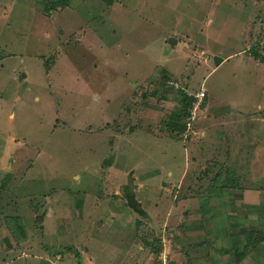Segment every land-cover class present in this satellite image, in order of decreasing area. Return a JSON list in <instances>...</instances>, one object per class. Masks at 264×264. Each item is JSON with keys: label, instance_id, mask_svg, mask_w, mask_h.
<instances>
[{"label": "rangeland", "instance_id": "rangeland-1", "mask_svg": "<svg viewBox=\"0 0 264 264\" xmlns=\"http://www.w3.org/2000/svg\"><path fill=\"white\" fill-rule=\"evenodd\" d=\"M62 1L0 0V264H264V0Z\"/></svg>", "mask_w": 264, "mask_h": 264}, {"label": "trees", "instance_id": "trees-1", "mask_svg": "<svg viewBox=\"0 0 264 264\" xmlns=\"http://www.w3.org/2000/svg\"><path fill=\"white\" fill-rule=\"evenodd\" d=\"M65 3V1H62V0H47V2H45L43 5H44V9L45 11H52V10H55L57 6H60L61 4ZM168 78V77H167ZM169 80L170 79H167L166 80V83L169 85ZM171 82V86L175 87L176 86V83L177 82H173V81H170ZM179 84L178 86H176L175 88H178V92H179V95H180V99H181V105H180V110L182 112V115L181 117H183L184 119H187L188 117H190L192 115V110L194 108V105L197 101V97L194 95V94H190L188 93V91L184 90L183 88H179ZM204 106L205 105V102H202L200 101V104L199 106ZM199 106L197 107V109L199 108ZM186 127V123H184L180 128H178L176 125H174V123L171 121L169 122V125H168V128H170L171 131H176V130H184ZM131 183L130 185H126L124 187L125 191H127L129 188H131ZM130 191V189L128 190ZM126 197L128 199V202L131 204V205H134V207L141 213H145L143 207L141 206V203L137 201V199L135 198V195L132 191H130L129 193H126ZM253 231H251V233L249 234L248 238L250 239V241L252 240L251 239V236H253ZM252 244L254 245L255 242H252ZM251 244H248V246H243L242 248L240 247H237L238 249V252H237V255L238 257L241 259V258H245V256H247V252L246 250H249L251 248ZM154 251H158V248H155L153 249ZM250 253V251H249ZM75 255H76V258H77V264H85L83 259H82V256H81V253L76 250L75 251ZM158 264V263H157Z\"/></svg>", "mask_w": 264, "mask_h": 264}, {"label": "crops", "instance_id": "crops-1", "mask_svg": "<svg viewBox=\"0 0 264 264\" xmlns=\"http://www.w3.org/2000/svg\"><path fill=\"white\" fill-rule=\"evenodd\" d=\"M108 1H109V0H108ZM108 1H107V2H108ZM112 1H114V0H112ZM107 2H106V3H107ZM172 38H174V37H172ZM174 43H175V38H174ZM172 46H173V45H172ZM215 55H219V54H215ZM215 55H214V56H215ZM230 55H232V54H230ZM230 55H229V56H225V57H223L224 55H222V56L220 55V56L222 57V61H223L224 59H226V57H229V58H230ZM221 63H222V62H221ZM217 65H220V63L217 64ZM24 75H26V73H24L23 76H24ZM24 77H25V76H24ZM173 82H174V81H173ZM149 105H150V104H149ZM135 110L137 111V113H139V111H140V107H139V106L136 107ZM137 115H138V114H137ZM169 130H170V129H169ZM107 160H109V159H106L105 162H107ZM109 164H110V162H109ZM128 171H129V170H128ZM171 174H173V172H172ZM131 176H132V175H129V176H128V177H129V180H130V182H131V185H132L131 188H129V189H130V191H132V192L134 193L135 198L137 199V197H136V193H135V189H134V188H135V187H134V181H133V178H132ZM126 185H128V182L124 184V187H125ZM124 187H123V188H124ZM129 189H128V190H129ZM128 190L125 191V189H124V195H125V196H126V193H129V192H130V191H128ZM126 198H127V197H126ZM127 200H128V199H127ZM137 201L140 202L138 199H137ZM140 203H141V202H140ZM160 262H161V261L159 260V261H158V264H160Z\"/></svg>", "mask_w": 264, "mask_h": 264}, {"label": "built area", "instance_id": "built-area-1", "mask_svg": "<svg viewBox=\"0 0 264 264\" xmlns=\"http://www.w3.org/2000/svg\"><path fill=\"white\" fill-rule=\"evenodd\" d=\"M176 86H178V83H176ZM197 97V101L194 105V108L193 109H197V107L199 106L200 104V101L203 99V97L205 96V89L203 88L199 93H197L195 95ZM193 112V111H192ZM163 252L160 253L159 255V260L161 261L160 264H170L169 263V259H167V257H163L162 256Z\"/></svg>", "mask_w": 264, "mask_h": 264}, {"label": "water", "instance_id": "water-1", "mask_svg": "<svg viewBox=\"0 0 264 264\" xmlns=\"http://www.w3.org/2000/svg\"><path fill=\"white\" fill-rule=\"evenodd\" d=\"M171 43L172 45L174 44V38H171ZM216 64H219L222 61V57L220 55H215L214 56ZM41 219V217H39Z\"/></svg>", "mask_w": 264, "mask_h": 264}]
</instances>
